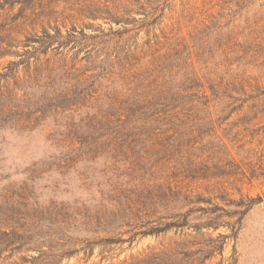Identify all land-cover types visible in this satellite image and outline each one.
I'll use <instances>...</instances> for the list:
<instances>
[{
  "label": "rangeland",
  "instance_id": "obj_1",
  "mask_svg": "<svg viewBox=\"0 0 264 264\" xmlns=\"http://www.w3.org/2000/svg\"><path fill=\"white\" fill-rule=\"evenodd\" d=\"M264 264V0H0V264Z\"/></svg>",
  "mask_w": 264,
  "mask_h": 264
},
{
  "label": "trees",
  "instance_id": "obj_2",
  "mask_svg": "<svg viewBox=\"0 0 264 264\" xmlns=\"http://www.w3.org/2000/svg\"><path fill=\"white\" fill-rule=\"evenodd\" d=\"M184 254L185 257L182 259H172V257H167V259L157 258L155 262H153L151 259H143V262L147 264H192L195 260V257H193L192 252H184Z\"/></svg>",
  "mask_w": 264,
  "mask_h": 264
}]
</instances>
